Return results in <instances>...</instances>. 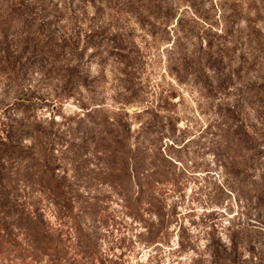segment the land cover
Masks as SVG:
<instances>
[{"label":"rangeland","instance_id":"1","mask_svg":"<svg viewBox=\"0 0 264 264\" xmlns=\"http://www.w3.org/2000/svg\"><path fill=\"white\" fill-rule=\"evenodd\" d=\"M6 1L0 0V9L6 7ZM22 1L33 11L28 24L41 19L43 27L57 38L63 61L56 66L64 67L56 73L36 68V42L28 40L19 48L17 28L8 31L10 52L20 63L16 78L0 69V142L13 136L26 158L23 166L42 163L46 159L43 151L52 148L49 155L57 178L72 194L81 195V205L90 197L94 202L95 195L104 198L105 206L108 202L111 205L108 212L121 207L105 198L110 186L103 185L96 173L104 170L101 167H106L107 157L98 150L104 144L110 149L117 136L133 149L145 141L154 150L156 145L171 144L175 135L182 140L189 169H196L186 190V202L179 208L180 218L199 238L196 248H178L176 224L168 235L164 233L162 243L136 242V231L125 227L130 225L119 214L102 234L103 248L111 258L124 256L125 264H214L206 250L210 225H215L224 240L231 226L256 231L264 228V208H250L245 199L239 202L225 187L229 184L239 190L240 186L243 198L249 194L250 182L251 186H264L263 163L247 161L250 182H243L244 172L235 178V170L239 171L246 160L234 159L240 161L239 167H222L224 151L216 135L231 120L230 110H234L231 114L246 112L247 116V108L241 106L248 104L247 87L264 77V67L258 68L264 61V0ZM164 16L167 19L162 21ZM260 42L263 45L259 46ZM7 51L0 47V54L6 56ZM249 58L259 60L257 68L247 65ZM66 64L75 68L74 77L67 75ZM121 117L125 128L119 124ZM36 120L42 126L37 133L30 127ZM92 121L93 125L100 123L99 128L95 125L96 133L90 131ZM100 129L106 131L101 135ZM24 132L32 135L23 137ZM38 174V183L31 188L20 182L21 189L11 192L12 200L19 204L18 209H26L21 219L44 214L50 228H62L65 234L68 220L57 216L59 200L44 191L49 186ZM240 176L239 185L236 180ZM13 184L18 187L17 181ZM75 205L81 213L82 206ZM212 210L217 213L215 220L207 216ZM15 218L11 208H0L1 226L10 227ZM18 231V227L14 229ZM253 235L248 248L264 257V241L259 232ZM42 257L41 263L34 264L50 261L49 256ZM73 257L81 260L80 255ZM252 259L258 261V257Z\"/></svg>","mask_w":264,"mask_h":264},{"label":"trees","instance_id":"2","mask_svg":"<svg viewBox=\"0 0 264 264\" xmlns=\"http://www.w3.org/2000/svg\"><path fill=\"white\" fill-rule=\"evenodd\" d=\"M6 2V7L0 9V47L8 51L6 56L0 54V69L6 70L10 78L18 77L17 64L20 61L10 52L11 43L8 41V31L13 27L17 28L16 37L19 48L28 44V40L36 42L33 46L39 57V65L36 68L39 67L49 73H56L60 67L64 68L63 65L56 66L63 60L57 50L59 44L55 35L43 27L40 23L41 19L37 23H32L31 26L28 24L30 23L28 18L33 12L28 8L29 5L23 3L22 0H7ZM165 19H167L166 16L162 21ZM35 33L39 34L38 38L29 37L30 34ZM261 45L263 44L260 42L259 46ZM211 48L212 46H209L208 50ZM208 54L212 55V53ZM248 61L247 65L257 68L259 60L249 58ZM260 63L258 68H263L264 61L261 60ZM66 65L67 75L74 77L75 68H71L69 64ZM246 91L248 96L245 102L248 104L247 107L246 103L241 106L247 108V116H244L246 112L245 114L242 112L231 114L234 110H230L228 115L231 120L219 126L220 130L216 135L220 137L218 145L224 151L222 154L224 156L220 160L221 166L225 169L231 164L239 167L240 161L236 162L234 159L244 158L246 160L244 166L239 171L235 170L237 173L234 177L237 178L240 173L244 172L243 174L246 173V175L243 182L248 183L251 180L247 179V173L251 167L248 168L247 161L254 160L263 163L264 166V154L262 155V149L264 150V77L261 82L250 83ZM175 97L176 94L173 98ZM165 100L169 102L170 98L166 97ZM122 119V117L119 119V124L125 128ZM94 123L93 125L92 121L94 127H90L91 133H96L95 125L100 127L99 122ZM31 126H33L32 131L36 133L42 130L37 120L30 122ZM127 129L129 128L126 127ZM104 131L106 130L100 129L99 133L102 135ZM31 132H24L23 137L27 138ZM12 137L8 135L6 141L0 142L4 144V148L0 149V208H11L15 217L18 218L12 221L10 227H3L0 224V264H34L43 260L42 256L50 257V261L48 260L46 264H125L127 259H123L124 256H116L117 259L111 258L103 248L102 241V234L104 229L109 227V221L116 222L119 214H122L125 223L130 225L125 227L136 231L135 236L138 238L136 242L145 245L162 243L166 239L163 236L164 233L167 231L168 235L169 230L176 224L179 226L180 233L178 248L184 250L196 248L198 236L191 232L179 216V208L186 202V190L192 176L196 174V169H192L193 171L189 169L191 166H188V161L183 156L184 146L180 144L182 140L175 135L171 138V144H166V147L156 145L154 150H151L150 144H145V141L142 142L143 144L139 142L140 145L133 149L127 141L123 142L118 136L112 142L110 149L104 144L105 147L98 150L99 154L107 157L106 167H101L104 170L101 169L102 172L96 173L101 176L98 179H103V185L110 186L108 196L105 198L108 201L115 200L116 204L121 207L119 210L114 208L109 212L108 209L111 206L109 202L105 206L103 202L105 199L97 195H95L94 202L90 197V200L81 205V195L78 192L72 194L61 178H57L49 155L52 148L48 147L46 151H43L42 155L46 159L42 163L23 166L22 161L26 158L15 146ZM84 154L86 155L87 152ZM39 164H41L40 169ZM38 173H41L42 181L49 186V189L44 191L55 194L59 200L56 204L59 210L57 216L61 215L68 220L66 224L64 223L67 227L65 234L62 228L59 230L55 227L50 228L44 214L37 215L34 219L31 214L27 217L28 214L26 218L21 219L23 217L21 213H25L26 209H18L19 204H16L15 199L12 200L13 191L21 189L20 182H25L30 188L33 187V183H38ZM261 175L264 177V170ZM241 180V176L236 180L239 185ZM14 181H17L18 187L13 184ZM250 184L253 185L252 182ZM251 185L248 186L249 194L243 198L240 195V186L239 190L229 184L225 187L230 194L236 195L235 198L239 202L245 199L250 208H264V186L257 185V183L254 186ZM42 193L44 194L43 191ZM169 199L172 200L170 203H168ZM77 202L80 207L82 206L81 213L76 212L75 203ZM207 216L210 220H215L217 213L212 210ZM127 220L131 223H127ZM206 222L204 224L207 227ZM17 227L20 229L18 233L14 232ZM260 230L231 226L227 230L228 239L224 240L219 230L212 224L207 232L206 250L214 264H264V257L254 248H248L255 239L254 233L259 232V237L264 241V228ZM261 244L264 245V242ZM74 247H76L75 252ZM248 254H251L250 258ZM76 255H80L81 260L74 259L73 256ZM252 256L258 257V261H253Z\"/></svg>","mask_w":264,"mask_h":264}]
</instances>
